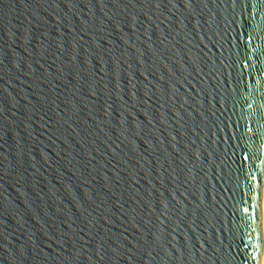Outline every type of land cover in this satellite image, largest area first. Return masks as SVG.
<instances>
[{
	"label": "water",
	"instance_id": "water-1",
	"mask_svg": "<svg viewBox=\"0 0 264 264\" xmlns=\"http://www.w3.org/2000/svg\"><path fill=\"white\" fill-rule=\"evenodd\" d=\"M264 0H0V264H261Z\"/></svg>",
	"mask_w": 264,
	"mask_h": 264
},
{
	"label": "bare ground",
	"instance_id": "bare-ground-1",
	"mask_svg": "<svg viewBox=\"0 0 264 264\" xmlns=\"http://www.w3.org/2000/svg\"><path fill=\"white\" fill-rule=\"evenodd\" d=\"M261 208H262V222H261V224H262L263 243H264V187H263ZM261 264H264V244H263L262 257H261Z\"/></svg>",
	"mask_w": 264,
	"mask_h": 264
}]
</instances>
